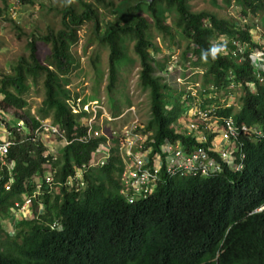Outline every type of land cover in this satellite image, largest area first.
<instances>
[{
	"label": "trees",
	"instance_id": "16d2710c",
	"mask_svg": "<svg viewBox=\"0 0 264 264\" xmlns=\"http://www.w3.org/2000/svg\"><path fill=\"white\" fill-rule=\"evenodd\" d=\"M0 1L2 17L7 11V0ZM94 1L96 4L78 0L79 7L63 5L57 31L48 28L46 33L29 36L28 58L20 57L11 73L0 77L1 107L22 109L26 104L22 98L27 90L26 79L42 75L44 99L39 116L46 118L51 114V121L61 126L69 140L73 133L77 137L85 135L86 130L78 122L80 114L71 110V102L76 99L65 88L69 83L65 74L74 61L70 46L77 41V30L92 22L95 39L108 50V94L116 89L120 68L129 61L125 42L133 43L140 64L138 82L149 94L150 118L144 128L152 133L153 146L165 139L180 140L187 147L195 145L192 135L177 133L173 124L183 111L180 105L184 108L196 99L189 94L183 99L185 91H175L155 74L166 69L167 59L161 62L155 57L160 48L153 40L154 32L163 44L167 43L166 48L173 45L176 36L185 41L182 66L202 70L198 93L202 106L213 104L217 115H231L237 124L257 125L264 131V84L255 80L249 58L246 56L241 63L231 54L218 53L213 59L209 53L206 61L202 58L213 41L222 36L249 42L255 23L239 25L232 18L192 11L188 0H120L117 4ZM220 1L226 6L233 3L243 16L264 12V0ZM209 2L217 5V0ZM99 6H108L113 17L98 18ZM38 44L50 45V64L39 61ZM226 45L234 49L230 43ZM251 81L256 87L254 92L248 88ZM232 83L241 90L237 110L234 104L222 108L218 97L223 90L226 95L234 93L229 88ZM210 92L214 97L204 98ZM172 98L174 104L169 107L167 100ZM89 99L94 96L81 103ZM113 110V115L119 114L117 106ZM22 119L33 127L37 125L27 112H23ZM203 127L201 123L200 129ZM12 138L15 143L5 157L14 163L11 190L2 187L7 179L4 168L0 182V264H264V209L255 211L264 205V140L246 139L245 166L239 172L225 168L212 177L163 178L152 196L132 204L120 195V161L114 155L104 166L85 172L83 188L76 191L63 186L61 196L40 195L33 206L41 202L42 211L25 219L12 218L10 209L20 194L31 190V176L44 171V146L38 140H22L14 129ZM103 141L104 137L70 141L52 164L55 179L65 185L74 167L87 164L90 152ZM196 145L209 147V143ZM210 155L215 157L213 152ZM24 182L28 183L26 187ZM3 220L8 221L9 228ZM55 220L59 225L52 228Z\"/></svg>",
	"mask_w": 264,
	"mask_h": 264
},
{
	"label": "built area",
	"instance_id": "2783aa9c",
	"mask_svg": "<svg viewBox=\"0 0 264 264\" xmlns=\"http://www.w3.org/2000/svg\"><path fill=\"white\" fill-rule=\"evenodd\" d=\"M254 30L257 32L251 36L250 42H255L259 48L252 47L250 43L240 39L228 40L220 37L213 41V45L222 46L220 55L231 54L240 59L249 52L252 65L255 69L256 78L259 82L264 81V32L256 24ZM234 49L231 50L228 45ZM77 108L71 106L72 113L80 114L78 122L80 127L86 130L85 135L78 136L73 133V138L69 140L65 131L57 123L51 120L33 116L37 121L35 127L27 124L22 119V112L11 110L10 107L0 106V182L3 168L6 170L7 179L2 184L5 191L11 190L14 177V163L6 161L5 157L14 145L13 129L23 137L22 140L40 141L44 146V171H37L31 176L30 191H24L20 198L15 200L10 209V216H22L25 219H32L43 209V204L38 202L36 207L33 202L40 195L51 194L61 196V189L79 190L84 187V174L92 168L104 166L110 157L116 155L120 161V174L118 176L120 184V195L132 204L137 200H145L152 196L158 184L163 178H184L190 176L212 177L220 174L226 165L232 170H238L242 164L236 163V152L240 149L238 138L241 136H260L261 133L255 127L244 124H235L231 117L220 118L215 115L213 108H198L193 112L196 119L201 122H191L187 128L178 126L174 129L177 133L185 136L192 135L195 145L185 146L180 140L170 141L165 139L156 147L153 146L154 139L150 131H145L137 120H133L129 125L121 130L109 129L105 131L104 121H117L124 115H112L107 113L99 101L89 99L85 103L79 100L73 103ZM12 108V107H11ZM111 114V116H110ZM220 118V119H219ZM82 120V121H81ZM204 123V130L200 129ZM220 134V142L213 138L209 140L210 133ZM32 136V137H30ZM104 137L105 141L90 152L88 163H83L80 167H74L73 175H68L66 184L55 179V169L52 164L57 160L62 148L70 141L78 140L86 142L93 138ZM209 143L206 149L196 144ZM215 153V157L210 155ZM240 160L244 158L240 154ZM27 182L23 183L26 187ZM60 202V201H59ZM58 220H55L51 227H58Z\"/></svg>",
	"mask_w": 264,
	"mask_h": 264
},
{
	"label": "rangeland",
	"instance_id": "374dc122",
	"mask_svg": "<svg viewBox=\"0 0 264 264\" xmlns=\"http://www.w3.org/2000/svg\"><path fill=\"white\" fill-rule=\"evenodd\" d=\"M31 1L32 3H22L21 0H7L6 14L0 17V77L3 74L11 73V67L20 57L28 58L27 41L30 35L46 33L48 28L57 31L61 27L59 10L63 5L72 4L75 7H79L78 0ZM84 1L96 4L94 0ZM105 1H112L117 4L120 0ZM188 2L192 11H208L221 18H232L239 25L250 24L253 26L255 23L264 32L263 11H259L255 15L248 13L243 16V14L241 15V9L233 3L230 6H226L222 1L217 0V5L213 6L209 0H188ZM97 12L100 19L113 17L108 6H99ZM92 25V22H87L80 27L77 30L76 43L70 46V53L74 61L69 72L65 74V77L69 80L65 88L70 91L72 98L76 99L75 103L93 95L94 99L99 101L108 114L111 113L113 115L114 106L119 108V115L125 114L116 122L104 121V132L109 129L121 130L122 127L129 125L133 120H137L142 126H145L150 118L149 94L147 90L140 87L138 82L140 64L133 52V43L125 42V53L129 61L120 68L116 89L108 94L106 92L108 50L106 47L99 45L98 40L95 39L92 33ZM154 36L153 40L160 48V52L155 57L161 62L167 59L165 62L166 69L162 72L156 71L155 74L161 76L175 91H185L183 99L186 98L187 94L196 98L194 103L184 108L180 105V110L183 109V111L179 113L180 117L173 124L176 129L178 126L186 129L189 124L188 121H191V118H189L190 114L192 115L193 112L197 111V105L200 103L198 93L201 91L200 85L203 80L202 70L192 65L182 66L181 55L186 46L183 39H179L176 36L173 45L166 48L167 43H162L160 35L154 32ZM37 50L39 61L44 65L50 64L52 60L50 45L38 44ZM59 76L62 77L63 74ZM42 81V75L37 76L35 79L29 76L25 82L27 90L22 95L26 102L25 106L22 109L14 107H10V109L19 110L22 114L27 112L31 116H39L38 110L42 106L44 99ZM234 89L235 94L227 95L225 98L220 99L221 102L225 104L238 102L241 90L238 86H235ZM206 96L210 97V94ZM174 99L167 100L169 107L174 104ZM71 105L73 108H77L72 102ZM234 108L237 110L236 107ZM46 119L51 120V114ZM217 140L219 139L217 138ZM3 224L9 228L7 220H3Z\"/></svg>",
	"mask_w": 264,
	"mask_h": 264
},
{
	"label": "clouds",
	"instance_id": "9594fccd",
	"mask_svg": "<svg viewBox=\"0 0 264 264\" xmlns=\"http://www.w3.org/2000/svg\"><path fill=\"white\" fill-rule=\"evenodd\" d=\"M255 26V25H254ZM254 28V27H253ZM257 32L255 31V30H253V29H251V31H250V40H249V42L248 43H250L251 44V46L252 47H255V48H259V45H257L255 42H250L251 41V36L252 35H255ZM245 41V40H244ZM223 50V48H222V46H220V45H213L211 48H210V50H208V51H205V52H203V54H202V58L206 61L207 60V57H208V55H209V53L211 54V56L213 57V59H216L217 58V55H218V53H220L221 51ZM246 56L249 58V62H250V64L252 65V60H251V58L249 57V52H247V53H245L244 54V56L242 57V59H240V57L239 56H237V57H234L236 60H237V62L238 63H241V62H243V60L246 58ZM252 68H253V75H254V77H255V80L258 82V83H260V84H264V81L263 82H259L258 81V79L256 78V73H255V69H254V67H253V65H252ZM235 86H238V85H234L233 83L232 84H230L229 85V88H231V90H233V92L235 91V89H234V87ZM239 87V86H238ZM248 88L250 89V91H252V92H254L255 90H256V87H255V85H254V82H249L248 83ZM230 90V91H231ZM213 92V91H212ZM212 92H210V93H208V94H210V97H207L206 95L204 96V98H207V99H210V98H213L214 97V94L212 93ZM230 94H235V92L234 93H230ZM230 94H228V95H230ZM227 95L225 94V92L224 91H222L219 95H218V97L220 98V99H222V98H225ZM200 100V99H199ZM219 102L221 103V107L222 108H225V107H229V106H231L232 104H234V106L236 107L237 106V102H235V103H232V104H225L224 102H221V100H219ZM202 102H201V100H200V103L197 105L198 106V108H202V107H204V106H202V104H201ZM192 104V103H191ZM190 105V104H189ZM187 105L185 104V107H186ZM202 106V107H201ZM206 108H213L214 109V113H215V106H213L212 104H208L207 106H206ZM215 115L216 116H218V117H220V118H223V117H231L232 118V116L231 115H228V116H219V115H217L216 113H215ZM189 118H191V122H201V121H198L197 119H196V116H194L193 114L191 115L190 114V116H189ZM219 118V119H220ZM233 119V118H232ZM177 121V120H176ZM175 121V122H176ZM234 121V120H233ZM234 123L235 124H237L235 121H234ZM240 124H244V123H240ZM237 125H239V124H237ZM245 125V124H244ZM247 126V125H246ZM251 127H255L256 128V130L257 131H259L260 133H261V135L260 136H258V135H252V136H250V137H245V136H241L240 138H238L239 140H238V142L236 143L237 145H239V147H240V149L236 152V154H235V157H236V163L238 164H242V167L240 168V169H238V170H232V169H230L229 167H227L226 165L224 166V169H223V171L221 172V173H223L224 172V170H225V168H228L231 172H239V171H241L243 168H244V166H245V159H246V153H245V150H244V146H245V141H246V139L247 140H250V141H252V142H260V141H262V140H264V131H263V129H261L260 127H258L257 125H250ZM249 127V126H248ZM212 136V137H211ZM209 137H211V139H209V140H212L213 138L215 139V141L216 142H220V140H221V137H220V134H218V133H210V136ZM217 138L219 139V140H217ZM240 154H243L244 155V158L243 159H241L240 160ZM220 173V174H221ZM264 209V205H262V206H260L259 208H257L255 211H261V210H263Z\"/></svg>",
	"mask_w": 264,
	"mask_h": 264
},
{
	"label": "water",
	"instance_id": "95a60500",
	"mask_svg": "<svg viewBox=\"0 0 264 264\" xmlns=\"http://www.w3.org/2000/svg\"><path fill=\"white\" fill-rule=\"evenodd\" d=\"M146 1H147V3H152L155 0H146Z\"/></svg>",
	"mask_w": 264,
	"mask_h": 264
}]
</instances>
